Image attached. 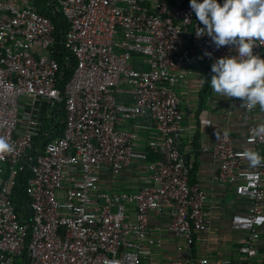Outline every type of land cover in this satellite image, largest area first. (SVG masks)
<instances>
[{
	"label": "built area",
	"instance_id": "built-area-1",
	"mask_svg": "<svg viewBox=\"0 0 264 264\" xmlns=\"http://www.w3.org/2000/svg\"><path fill=\"white\" fill-rule=\"evenodd\" d=\"M36 1L0 0V137L10 145L0 152V264H157L153 257L164 243L149 222L166 208L169 230L179 240L171 264H211L209 257L191 255L196 232L210 231L211 222L207 193L190 183V166L177 145L184 131L178 89L196 67L237 50L217 49L206 33L196 35L203 25L189 0L151 6L144 0H55L68 23L63 45L77 62L62 83L53 56L56 27ZM256 43L254 54L264 58V41ZM120 93L132 100H119ZM37 101L61 109L53 113L64 114L65 124L39 154L34 137L42 123L25 110L39 111ZM258 106L245 108L254 112ZM139 117L152 122L147 146L159 155L155 160L137 150L138 127H122ZM258 127L247 129L250 148L236 147L229 133H221L213 146L219 163L213 180L250 200L247 211L230 219L233 229L246 233L238 264H264L258 249L264 160L253 167L243 156L252 150L264 158ZM136 162L147 173L138 191L103 188V172L114 180ZM27 165L29 215L21 221L12 197Z\"/></svg>",
	"mask_w": 264,
	"mask_h": 264
},
{
	"label": "crops",
	"instance_id": "crops-1",
	"mask_svg": "<svg viewBox=\"0 0 264 264\" xmlns=\"http://www.w3.org/2000/svg\"><path fill=\"white\" fill-rule=\"evenodd\" d=\"M156 1L144 0V3L151 6ZM140 65L141 63H135L136 67ZM211 75L210 64H206L203 68L196 67L189 82L178 89L182 100L184 131L177 145L190 166V183L199 184L207 193L205 208L211 222L210 231L196 232L191 255L195 259L209 257L211 264H238L243 260L238 249L241 238L246 233L233 229L230 219L235 213L247 211L250 200L238 195L233 186L223 185L213 180L212 176L219 168L213 146L221 133H229L234 137L236 147L250 148L251 146L245 142L247 129L251 124L264 126V109L258 106L256 111L251 112L241 106L239 98H227L216 94L210 86ZM118 99L125 102L132 100L129 95L123 93L118 94ZM50 108L52 107L49 105L45 117L56 114L50 113ZM25 110L29 112L30 108ZM60 113L57 112V114ZM45 119L49 121L53 117ZM134 125L138 127L140 134L137 150L148 152L147 141L154 131L151 120L147 117H139L134 121L123 123L122 127L131 129ZM49 131L53 132V130ZM262 155L264 156V153ZM136 164L139 162L127 168L114 180L108 172H103V188L108 192L138 191L147 173L140 170ZM169 225V208H166L161 215L152 214L150 217L151 231L161 237L164 243L153 257V261L157 264H171L175 257V247L179 240L171 233ZM258 249L260 255L264 257V226L261 228Z\"/></svg>",
	"mask_w": 264,
	"mask_h": 264
},
{
	"label": "clouds",
	"instance_id": "clouds-1",
	"mask_svg": "<svg viewBox=\"0 0 264 264\" xmlns=\"http://www.w3.org/2000/svg\"><path fill=\"white\" fill-rule=\"evenodd\" d=\"M196 20L203 25L196 33H205L217 49L232 45L235 56L216 59L211 65L210 86L219 95L239 98L241 106L264 109V58L254 54L257 41H264V0H189ZM210 55V53H206ZM264 134V126L256 129ZM10 150L0 137V152ZM243 156L255 167L262 163L258 152L248 150Z\"/></svg>",
	"mask_w": 264,
	"mask_h": 264
},
{
	"label": "trees",
	"instance_id": "trees-1",
	"mask_svg": "<svg viewBox=\"0 0 264 264\" xmlns=\"http://www.w3.org/2000/svg\"><path fill=\"white\" fill-rule=\"evenodd\" d=\"M39 12L51 19L56 27V33L64 35L68 29V23L60 10V5L55 0H37ZM53 56L57 59L60 65V80L65 83L72 76L76 67V57L69 52L63 45V42L57 40ZM64 115L55 114L52 120L45 119L41 125L40 133L34 137V149H44L43 144L48 140H54L64 131ZM49 130H53L50 132ZM159 158V155L154 153L151 149L148 151V160L152 161ZM7 176V175H6ZM31 176L29 166L24 167L16 177V182L13 188V201L16 204L20 220L27 221L29 213V202L25 192V185L28 178ZM27 253V250L25 251Z\"/></svg>",
	"mask_w": 264,
	"mask_h": 264
},
{
	"label": "water",
	"instance_id": "water-1",
	"mask_svg": "<svg viewBox=\"0 0 264 264\" xmlns=\"http://www.w3.org/2000/svg\"><path fill=\"white\" fill-rule=\"evenodd\" d=\"M57 38L60 42H63V35L58 34ZM34 108L35 109L38 108L39 111L36 112V110L30 109L29 112L35 114L37 118L39 119V121L43 124L45 122V114L48 110V103L46 101H37L35 102ZM46 143L47 142L43 144V147L46 145ZM36 152L37 154H39L41 152V148H38Z\"/></svg>",
	"mask_w": 264,
	"mask_h": 264
},
{
	"label": "rangeland",
	"instance_id": "rangeland-1",
	"mask_svg": "<svg viewBox=\"0 0 264 264\" xmlns=\"http://www.w3.org/2000/svg\"><path fill=\"white\" fill-rule=\"evenodd\" d=\"M54 111H55V108H50V109H49V112H50V113H53Z\"/></svg>",
	"mask_w": 264,
	"mask_h": 264
}]
</instances>
